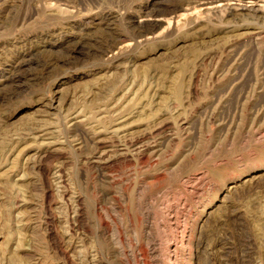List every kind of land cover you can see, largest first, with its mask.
I'll list each match as a JSON object with an SVG mask.
<instances>
[{"label":"rangeland","instance_id":"1","mask_svg":"<svg viewBox=\"0 0 264 264\" xmlns=\"http://www.w3.org/2000/svg\"><path fill=\"white\" fill-rule=\"evenodd\" d=\"M132 252L264 264V0H0V264Z\"/></svg>","mask_w":264,"mask_h":264},{"label":"bare ground","instance_id":"2","mask_svg":"<svg viewBox=\"0 0 264 264\" xmlns=\"http://www.w3.org/2000/svg\"><path fill=\"white\" fill-rule=\"evenodd\" d=\"M95 146V145H94ZM111 151H113V150H111ZM117 152V151H116ZM123 152V151H122ZM115 153V152H114ZM98 156H96V160H102L103 161V163L104 164H108V163H111V162H113V158L114 157H110V156H107L108 155V150H101L100 151V153H98L97 154ZM111 155V154H110ZM119 155V154H118ZM120 156V155H119ZM122 156V155H121ZM93 157V156H92ZM91 157V158H92ZM122 157H124V156H122ZM121 157V158H122ZM98 161V162H99ZM101 161V162H102ZM92 162V161H91ZM94 162V161H93ZM97 162V161H96ZM100 162V163H101ZM95 163V162H94ZM114 163V162H113ZM113 163H111V164H113ZM60 165V164H59ZM101 165V164H100ZM110 165V164H109ZM106 168H108V167H106ZM53 174V183H54V186H55V189L56 190H58V189H60L62 186H64L66 183H67V179L65 178L64 179V175H62V171H61V168L58 166V167H55V171L52 173ZM69 179V178H68ZM68 184V183H67ZM65 190V189H64ZM61 192V191H60ZM63 197V198H68L67 197V193H62L61 195H60V197ZM69 199L72 201V203H76V202H78L79 201V197L78 196H74L73 195V197H69ZM68 201V200H67ZM68 202H70V201H68ZM76 208V207H75ZM79 208V207H78ZM80 209V208H79ZM73 210V209H72ZM72 214H73V216L72 217H74V218H76V216L78 215V210L77 209H75L73 212H72ZM137 253V252H136ZM137 254H139V253H137ZM92 255V254H91ZM130 256H132V261H133V263L134 264H139L138 263V261H137V259H136V254H134L133 252H132V255H130ZM128 264H131V263H128ZM144 264V263H143Z\"/></svg>","mask_w":264,"mask_h":264}]
</instances>
